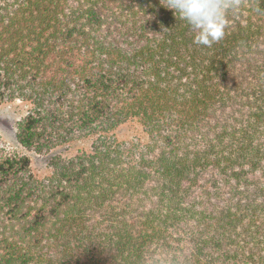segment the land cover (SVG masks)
<instances>
[{"label": "trees", "instance_id": "16d2710c", "mask_svg": "<svg viewBox=\"0 0 264 264\" xmlns=\"http://www.w3.org/2000/svg\"><path fill=\"white\" fill-rule=\"evenodd\" d=\"M211 47L168 0H0V264H264V0H225ZM137 119L149 141L112 131Z\"/></svg>", "mask_w": 264, "mask_h": 264}, {"label": "rangeland", "instance_id": "374dc122", "mask_svg": "<svg viewBox=\"0 0 264 264\" xmlns=\"http://www.w3.org/2000/svg\"><path fill=\"white\" fill-rule=\"evenodd\" d=\"M32 104L29 101L17 99L4 102L0 105V140L12 151L26 154L30 159V166L38 178H45L53 173L51 160L53 157L62 156L72 158L82 152H90L96 135L77 138L66 142L49 152H38L35 149L25 148L18 139V123L27 115ZM119 141H139L145 144L149 135L137 119H130L112 131Z\"/></svg>", "mask_w": 264, "mask_h": 264}, {"label": "clouds", "instance_id": "9594fccd", "mask_svg": "<svg viewBox=\"0 0 264 264\" xmlns=\"http://www.w3.org/2000/svg\"><path fill=\"white\" fill-rule=\"evenodd\" d=\"M168 4L194 31L195 44L211 47L225 37L229 7L225 0H168Z\"/></svg>", "mask_w": 264, "mask_h": 264}]
</instances>
